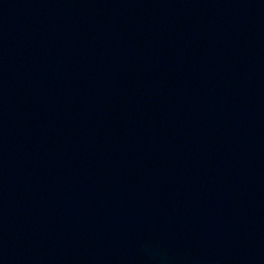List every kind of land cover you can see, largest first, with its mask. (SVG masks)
Instances as JSON below:
<instances>
[{
	"label": "water",
	"instance_id": "water-1",
	"mask_svg": "<svg viewBox=\"0 0 264 264\" xmlns=\"http://www.w3.org/2000/svg\"><path fill=\"white\" fill-rule=\"evenodd\" d=\"M0 264H264V0H0Z\"/></svg>",
	"mask_w": 264,
	"mask_h": 264
}]
</instances>
